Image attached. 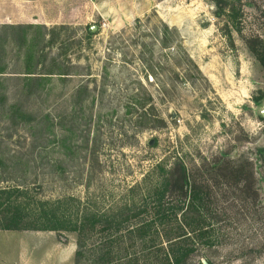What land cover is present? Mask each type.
<instances>
[{
  "label": "rangeland",
  "instance_id": "obj_1",
  "mask_svg": "<svg viewBox=\"0 0 264 264\" xmlns=\"http://www.w3.org/2000/svg\"><path fill=\"white\" fill-rule=\"evenodd\" d=\"M229 1L234 47L213 0H37L48 26L18 23L27 0H0V186L106 210L158 164L226 153L253 163L264 212V69L244 40L264 41V0ZM237 231L208 257L264 264V218ZM243 244L261 251L238 256ZM75 248L73 232L0 230V264H73Z\"/></svg>",
  "mask_w": 264,
  "mask_h": 264
},
{
  "label": "trees",
  "instance_id": "obj_2",
  "mask_svg": "<svg viewBox=\"0 0 264 264\" xmlns=\"http://www.w3.org/2000/svg\"><path fill=\"white\" fill-rule=\"evenodd\" d=\"M213 4L214 15L224 20L222 33L234 47L231 31L242 34L239 12L229 0ZM174 30L164 26L163 37ZM244 40L264 69V41L257 35ZM25 73L29 80L43 78L40 72ZM253 100L258 104L261 97ZM256 152L264 160V147ZM157 169L153 184L129 187L130 198L106 210L71 196L33 199L26 187L0 186V230L73 232V264H203L202 257L214 264L207 251L241 236L237 230L243 224L264 218L248 159L221 153L189 167L178 156L169 167L158 164ZM254 251L260 253L261 245L243 244L237 253Z\"/></svg>",
  "mask_w": 264,
  "mask_h": 264
},
{
  "label": "crops",
  "instance_id": "obj_3",
  "mask_svg": "<svg viewBox=\"0 0 264 264\" xmlns=\"http://www.w3.org/2000/svg\"><path fill=\"white\" fill-rule=\"evenodd\" d=\"M28 4L23 7L21 11L22 15L19 12H16L17 16L20 18L19 24L21 25H34V24H42L43 26H48L50 24L51 19L49 18L48 13L41 10V3H37V0H27ZM43 8V7H42ZM0 16H5L4 13H0ZM9 21H3V26L11 25ZM1 25V24H0Z\"/></svg>",
  "mask_w": 264,
  "mask_h": 264
},
{
  "label": "water",
  "instance_id": "obj_4",
  "mask_svg": "<svg viewBox=\"0 0 264 264\" xmlns=\"http://www.w3.org/2000/svg\"><path fill=\"white\" fill-rule=\"evenodd\" d=\"M261 117H264V101L262 102L261 109H260ZM203 264H207L206 260H201Z\"/></svg>",
  "mask_w": 264,
  "mask_h": 264
}]
</instances>
